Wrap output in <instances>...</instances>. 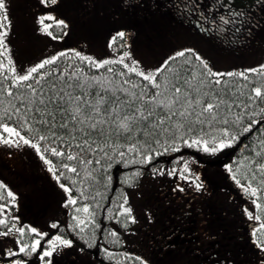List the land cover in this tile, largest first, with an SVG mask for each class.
<instances>
[{
  "label": "snow or ice",
  "instance_id": "snow-or-ice-1",
  "mask_svg": "<svg viewBox=\"0 0 264 264\" xmlns=\"http://www.w3.org/2000/svg\"><path fill=\"white\" fill-rule=\"evenodd\" d=\"M9 2L0 0V145L33 149L67 193L63 204L69 223L52 221L51 229H71L91 247L97 244L101 224L88 201L106 208L109 215L104 219L116 220L125 228L137 219L127 192L112 196L108 205L100 203L106 199L103 193L111 185L114 165H149L185 146L216 154L245 139L242 154L233 158L236 163L223 167L254 205V211L245 206L243 212L254 222L252 242L264 252V62L220 70L196 48L184 47L157 65H145L120 29L107 42L114 55L65 47L18 65L9 39ZM39 3L56 5L57 0ZM260 4L264 6V0ZM178 11L185 16L195 13L196 23L205 25L207 33L232 34L234 40L264 27V14L257 18L228 0H216L207 8L199 0H182ZM36 20V30L54 40H62L63 35L54 32L53 25L61 33L69 29L68 21L56 18L49 9H42ZM117 38L122 41L119 50L114 47ZM174 159L180 163L171 169L153 167L152 175L178 174L195 190L203 189L201 173L190 164L194 157ZM143 173L142 167H135L122 175V183L134 186ZM175 188L184 191L180 183ZM18 195L0 179V236L13 240L11 246L0 247V264H31L34 255L39 264H54L53 254L74 245V239L66 231L45 232L23 223L12 213ZM104 231L106 239L124 243L115 229ZM99 247L105 258H114L109 248ZM124 256L150 264L140 255L125 252Z\"/></svg>",
  "mask_w": 264,
  "mask_h": 264
},
{
  "label": "trees",
  "instance_id": "trees-1",
  "mask_svg": "<svg viewBox=\"0 0 264 264\" xmlns=\"http://www.w3.org/2000/svg\"><path fill=\"white\" fill-rule=\"evenodd\" d=\"M109 1H112L115 9L128 7V5L136 8L139 5H132L133 2L142 0H129L131 1L129 3H121L122 1L119 0ZM181 2L182 0L160 1L163 8V10L160 9V16H162L159 17L155 26L163 31L160 35L174 31V28L170 27L174 25L175 20L190 21L193 19L196 23L195 13L186 18L178 11V5ZM199 2L203 8H207L216 0H199ZM76 4L82 10L86 7L89 9L90 6L96 4V0H82ZM97 8L92 7L91 10ZM139 8L147 12L152 9L151 2ZM127 10L134 26L142 24L139 13L136 15L133 11L132 14L130 7ZM216 11L221 12V8ZM166 17L169 20H166ZM60 30L53 25L54 32ZM239 99L244 98L239 97ZM246 143L245 139H241L237 144L216 154L203 153L185 146L178 152L163 154L149 165H114L110 170L111 185L103 193L106 199L101 200L100 203L108 205L111 203L112 196L127 192L129 203L137 219L135 223H129L128 228H125L116 220L104 219L109 215L106 208H97L95 201H88L93 204L98 223L101 224V229L96 231L97 244L91 247L81 241L71 229L53 230L50 225L39 226L37 224L40 220L47 219L50 223L56 220L62 225L69 223L67 207L63 203L60 205L56 199V190H63L58 183L56 187H50V194L56 197L51 201L47 211L45 209L31 210V207L27 205L29 208L22 212L23 217L20 220L23 223L29 220L45 232L66 231L72 236L75 241L74 245L55 252L53 254L54 264H118V262L119 264H139L133 256L125 257V252L140 255L148 259L150 264H228L229 261L231 264H259V261L264 259V252H260L252 242L251 227L254 222L243 212L245 206H249L250 210L254 211V205L223 167L225 163H236L233 158L242 154L241 150ZM177 156L194 157V161L190 164L194 170L201 173L203 189L195 190L189 181H181L178 174L174 176L152 175L153 167L171 169L175 164H179L180 161L174 159ZM135 167H142L143 175L136 185H124L122 175ZM177 183L184 186V191L175 188ZM105 229L109 231L115 229L124 243L115 244L111 242L110 237L106 239ZM101 244L113 252V259L105 258L99 247ZM94 252L97 253V258ZM30 259L31 264H39L37 256L34 255Z\"/></svg>",
  "mask_w": 264,
  "mask_h": 264
},
{
  "label": "rangeland",
  "instance_id": "rangeland-1",
  "mask_svg": "<svg viewBox=\"0 0 264 264\" xmlns=\"http://www.w3.org/2000/svg\"><path fill=\"white\" fill-rule=\"evenodd\" d=\"M81 1L57 0L56 5H41L39 0H10L12 31L9 39L16 63L18 65L28 64L52 49L59 50L65 47H77L97 56L114 55L112 49L107 46V42L120 29L125 30V39L130 40L131 51L145 65H157L172 51L184 47L196 48L209 59L215 68L220 70L233 67L243 68L264 62V27H255L250 34L242 33L234 40L233 35L228 33H225V36L209 34L204 31V25L197 24L193 20H175L174 25L170 27L174 28V31L160 35L163 31L155 26L159 17L162 16H160L163 10L161 0L133 2L132 5L140 7L151 2L152 9L147 12L142 11L143 9L139 6L132 8L128 5L132 9V14L133 11L136 15L139 13L142 20V24L137 26H134L133 20L129 19L130 15H128L126 6L114 9L112 1L96 0L95 5L90 6L89 9L83 7L82 10L76 4ZM116 1L118 0H113V2ZM119 1H122L121 3L131 2L129 0ZM228 2L240 9L247 8L257 18L264 14V6H261L260 0H228ZM92 7L98 8L91 10ZM42 9L52 10L56 18L68 21L69 29L66 33H61V30L56 32L63 35L62 40H54L36 30L38 27L36 17ZM224 11L221 8V12ZM186 18L189 17L186 16ZM166 20L169 18L166 17ZM46 22L51 23V21ZM121 43V39L117 38L114 47L119 50ZM9 151L13 154L8 155ZM0 179H3L19 194L17 205L12 206V213L20 218L23 217L22 212L29 207L31 210L45 209L47 211L56 196L60 205L66 199V193L63 190H56L55 197L50 194V187H56L57 182L35 151L27 146L20 149H9L0 145ZM27 223L32 222L27 220ZM37 224L49 226L50 221L49 219L40 220ZM32 225L36 226L34 223ZM12 244L11 237H0V247Z\"/></svg>",
  "mask_w": 264,
  "mask_h": 264
},
{
  "label": "water",
  "instance_id": "water-1",
  "mask_svg": "<svg viewBox=\"0 0 264 264\" xmlns=\"http://www.w3.org/2000/svg\"><path fill=\"white\" fill-rule=\"evenodd\" d=\"M97 255H96V253H95V257H96Z\"/></svg>",
  "mask_w": 264,
  "mask_h": 264
},
{
  "label": "flooded vegetation",
  "instance_id": "flooded-vegetation-1",
  "mask_svg": "<svg viewBox=\"0 0 264 264\" xmlns=\"http://www.w3.org/2000/svg\"><path fill=\"white\" fill-rule=\"evenodd\" d=\"M179 15V14H178Z\"/></svg>",
  "mask_w": 264,
  "mask_h": 264
}]
</instances>
